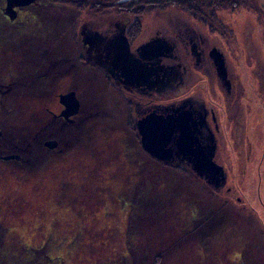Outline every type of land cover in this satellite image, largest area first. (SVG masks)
<instances>
[{"label": "rangeland", "instance_id": "rangeland-1", "mask_svg": "<svg viewBox=\"0 0 264 264\" xmlns=\"http://www.w3.org/2000/svg\"><path fill=\"white\" fill-rule=\"evenodd\" d=\"M78 1L39 0L46 10L28 7L15 23L0 12V150L17 156L0 160V264H264V119L254 106L264 99V0H243L206 22L176 6L140 16L121 10L134 0H83L79 15L69 4ZM71 19L136 22L133 35L143 38L159 29L185 43L174 63L188 68L190 40L202 37L227 62L234 52L249 113L232 118L219 107L218 138L208 140L215 177L150 159L108 119H92L75 146H39L56 139L54 85L22 81L34 78ZM188 76L175 95L194 84Z\"/></svg>", "mask_w": 264, "mask_h": 264}, {"label": "flooded vegetation", "instance_id": "flooded-vegetation-1", "mask_svg": "<svg viewBox=\"0 0 264 264\" xmlns=\"http://www.w3.org/2000/svg\"><path fill=\"white\" fill-rule=\"evenodd\" d=\"M38 1L14 6L12 20L6 15L7 0L0 7V12L9 22L15 23L28 7L47 9ZM82 1L76 5L69 4L80 11ZM62 5H65L62 0H56L57 7ZM64 21L61 35L55 38L51 51L40 57L44 60L37 62L34 78L25 75L22 81L25 88L42 82L45 84V79L54 85L52 98L55 109L49 111L56 139L51 143H43L41 139L39 146L48 147L47 151L59 152L62 151L60 143L65 139V144L75 146L86 140L90 132L88 125L97 118L119 123L122 138L130 139L132 145L141 144L139 122L154 115L163 119L171 132L167 147L172 150L173 158L170 161L157 160L141 144L148 157L168 167L185 170L182 168L184 164L198 171L200 176L213 174L215 177L216 167L208 158L212 149L208 140L218 138V113L222 110L219 107L225 108L232 118L235 111L237 115L249 113L248 100L244 102L248 91L246 85L236 83L238 75L235 73L234 52L229 53L227 62L216 47L206 46L202 37L198 43L190 40L188 45L191 46L194 62L188 68L174 63L180 59L177 55L179 45L185 43L169 39L159 29L143 38L133 35L132 27L136 26V22L127 20ZM232 45H236L234 38ZM187 74L188 78L191 79L193 74L197 79L193 85V80L189 79L191 88L187 86L189 89L175 95L186 85ZM45 92L42 91L41 95ZM94 93L98 94V99L92 97ZM219 96L223 99L221 105ZM231 99L233 101L228 103L227 100ZM263 102L264 99L254 105L260 120L264 119ZM183 129L190 131L192 151L207 161L204 168L196 155L180 153L177 141ZM184 151L187 152V148ZM10 157L17 156L0 150V160L6 161ZM25 159L32 163L31 157Z\"/></svg>", "mask_w": 264, "mask_h": 264}, {"label": "water", "instance_id": "water-1", "mask_svg": "<svg viewBox=\"0 0 264 264\" xmlns=\"http://www.w3.org/2000/svg\"><path fill=\"white\" fill-rule=\"evenodd\" d=\"M34 1L35 0H7V16L11 20L14 19V6H25L33 3ZM139 129L141 133L142 147L149 155L160 161L172 160L173 152L167 147L171 141V132L169 129H167V123L163 122V119L160 120V118L150 115L146 119H143L139 122ZM189 135L190 131H185L183 129L181 137L177 141L179 151L180 153H186L187 155H196L195 157L198 159V162L201 164L202 168H204L207 164V161L203 157L199 158V156L192 151V138ZM186 148L188 150L187 152L184 151Z\"/></svg>", "mask_w": 264, "mask_h": 264}, {"label": "trees", "instance_id": "trees-1", "mask_svg": "<svg viewBox=\"0 0 264 264\" xmlns=\"http://www.w3.org/2000/svg\"><path fill=\"white\" fill-rule=\"evenodd\" d=\"M242 1L243 0H134L123 3L120 5V8H122V11L130 15L140 16L144 12L155 10L156 8L163 9L169 6H176L190 14L195 20L206 22L214 19L217 12L220 10L231 8L237 9ZM84 2L85 1H82V3ZM97 2L103 4L99 0H97ZM69 3L76 5L80 2ZM76 12L80 14L82 10H77ZM263 242L264 240L262 243ZM248 260L250 261L249 258H247L246 261Z\"/></svg>", "mask_w": 264, "mask_h": 264}, {"label": "bare ground", "instance_id": "bare-ground-1", "mask_svg": "<svg viewBox=\"0 0 264 264\" xmlns=\"http://www.w3.org/2000/svg\"><path fill=\"white\" fill-rule=\"evenodd\" d=\"M7 15V14H6Z\"/></svg>", "mask_w": 264, "mask_h": 264}]
</instances>
